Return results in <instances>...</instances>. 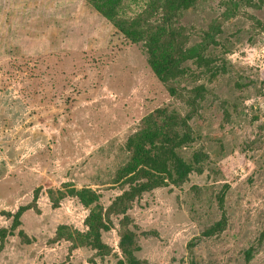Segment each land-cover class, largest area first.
I'll return each mask as SVG.
<instances>
[{
  "label": "rangeland",
  "instance_id": "rangeland-1",
  "mask_svg": "<svg viewBox=\"0 0 264 264\" xmlns=\"http://www.w3.org/2000/svg\"><path fill=\"white\" fill-rule=\"evenodd\" d=\"M243 3L224 18L229 0H202L181 17L198 32L220 21V45L210 49L226 58L228 71L197 81L209 93L191 120L199 138L183 154L202 146L208 154L204 170L181 186L143 193L129 210L140 230L156 232L138 238L137 256L153 264H189L191 258L194 264H264V4ZM235 80L247 85L237 87ZM164 104L185 111L153 74L140 46L85 0H0V226L9 224L1 211L31 201L41 188L39 210L21 215L32 241L8 236L0 264L66 259L69 242L49 240L59 223L82 229L87 209L71 196L52 208L47 189L63 182L91 186L107 205L119 192L110 179L125 159L126 136ZM219 192L226 224L218 234L194 240L189 254L192 237L220 217ZM116 222L103 239L119 252ZM91 260L116 264L113 254L99 258L88 247L68 256L69 264Z\"/></svg>",
  "mask_w": 264,
  "mask_h": 264
},
{
  "label": "trees",
  "instance_id": "trees-1",
  "mask_svg": "<svg viewBox=\"0 0 264 264\" xmlns=\"http://www.w3.org/2000/svg\"><path fill=\"white\" fill-rule=\"evenodd\" d=\"M95 11L109 21L131 43L140 46L146 62L164 85L168 94L180 101L184 112L164 104L144 115L123 143L125 159L114 170L110 179L116 184L119 192L107 205L99 202L101 194L91 186L75 187L63 182L61 188H48L46 194L52 208L59 206L66 196H71L87 209L83 218V228L79 229L67 223H59L50 238V242L65 240L69 242L66 259L50 264H69L70 252L78 247L94 250V255L103 258L113 254L116 264H153L145 258L137 256L140 250L139 235H156L154 230H140L138 224L129 213L133 204L145 192L166 186H181L193 172L204 170L208 154L202 146L194 149L189 157L183 150L195 142L199 135L193 129L191 120L199 115L202 101L209 93L205 82H197L200 77L208 80L228 71L226 58L215 54L210 47L220 45L217 34L222 31L220 21L199 32L193 26L181 23L184 11L194 8L202 0H85ZM259 7L264 0H229L232 8L224 10V18L238 12L239 4ZM130 3L136 9L130 12ZM129 10V12H127ZM256 23L254 14H247ZM198 38L194 39V35ZM191 80L192 85L182 84L183 80ZM264 101V77L259 81ZM237 87H245L247 82L235 80ZM41 188L33 190L31 201L20 204L15 210L1 211L9 219V224L0 226V250L8 236L17 235L25 244L32 237L21 227V215L27 209L38 211L37 198ZM221 213L218 220L203 228L199 236H193L187 243L191 254L194 240L218 234L226 224L222 209L223 193L216 196ZM117 220V248L113 250L103 239V233L114 227ZM250 249V248H249ZM246 250V259L251 251ZM92 264L93 260H91ZM189 264H194L191 258Z\"/></svg>",
  "mask_w": 264,
  "mask_h": 264
}]
</instances>
